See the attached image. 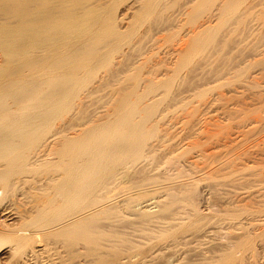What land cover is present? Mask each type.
Segmentation results:
<instances>
[{
  "label": "rangeland",
  "instance_id": "374dc122",
  "mask_svg": "<svg viewBox=\"0 0 264 264\" xmlns=\"http://www.w3.org/2000/svg\"><path fill=\"white\" fill-rule=\"evenodd\" d=\"M88 1L83 0L87 4L82 6L94 4V8L98 2L99 8L102 5L100 13L118 19L115 31L120 40L104 42L92 52L107 53L108 63L97 66L92 77L75 86L76 92L85 85L96 86L97 90L87 96L85 92L77 93V107H71L67 100L49 116L52 121L38 134L47 138L61 127L67 132L69 129L63 128L67 122L73 129L66 135L76 136L83 129L113 120L116 108L123 113L138 103L136 121L147 120L146 124L142 121L145 144L155 146L156 151L151 148V160L137 163L138 171L126 181L120 177V183L118 180L114 184H118L117 189L113 185L115 192L110 187L109 193L117 198L108 196L113 206V202L119 206L120 201L119 207L124 205L122 220L118 221L125 217L146 231L147 236L134 237L139 252L142 249L147 260L155 257L156 262L166 264H220L224 256L229 257L228 264H264V0H229L224 12L221 7L226 0H155L157 4L151 11L146 7L149 0ZM35 20L36 13L29 17L30 22ZM18 21V17L7 18L0 13V41L4 33L5 38L13 40V46L25 43L28 34ZM204 23L208 25L206 32L198 33ZM7 28L16 31L5 32ZM5 48L0 46V74L23 64L19 57L23 48L16 56ZM25 48L36 51L35 44ZM122 97L130 104L120 108ZM119 160L123 161L115 163L116 169L132 162L131 158ZM50 170L41 168L39 173ZM17 179L24 182L17 190V195L26 194L21 202L33 201L40 177L32 172L20 174ZM131 196L134 199L128 201V207L126 200ZM164 205L169 210L161 208ZM125 206L132 208L130 212ZM159 206L168 212L159 215L163 224L153 221L148 225L146 221L150 220L145 221L147 225L143 220L139 224L142 211L155 212L153 218L157 221ZM148 247L152 248L150 254ZM65 249L62 251L68 250L69 258L76 248ZM139 259L132 261L136 264Z\"/></svg>",
  "mask_w": 264,
  "mask_h": 264
},
{
  "label": "bare ground",
  "instance_id": "6f19581e",
  "mask_svg": "<svg viewBox=\"0 0 264 264\" xmlns=\"http://www.w3.org/2000/svg\"><path fill=\"white\" fill-rule=\"evenodd\" d=\"M154 1H147V11L155 8L157 3L155 4ZM228 1L222 3L221 11L224 12L229 8L228 5L231 2L228 3ZM84 2L83 0H0V13L7 18L18 17V26L28 34V37L24 38L25 43L20 46H13V40L5 38L4 33L1 36L3 41H6H0V46L7 47L5 49L10 48L8 51L13 56L19 55V50L23 48L19 55L23 58V64L19 68L11 69L9 73L0 74V264H135L132 260L138 259V256L140 259L136 264H166L165 262H156L155 257L154 259L150 257L147 260V256L142 254L143 252L141 253L142 249L139 252L134 237H145V235L147 236L146 231L143 226H134L131 221L129 222V219L127 222L125 217H122L124 221H118L121 219L120 212L124 205L122 203V206L119 207L120 201L119 206L114 202L113 206V199L108 196L117 198L115 193H109L110 187L113 188L120 177L123 176L126 181V177L129 178L132 172L138 171L139 164L137 163L145 161L146 164V161L151 160V155L154 156V152H150L151 148L156 151L155 146L145 144L143 123L146 124L147 120L136 121L139 111L136 107L139 104L132 105L134 107L127 108L123 113H119L120 110L116 108L113 113L114 118L111 116L113 120L90 127V129H83L76 136L66 135L73 129L70 124L67 125V122L63 126V128L69 129L67 132L61 127L47 138H42V135L38 134L47 122L52 121L49 116L55 114L59 107H63L67 100L71 103V107L73 105L77 107L75 103L79 98L77 93L85 92V96H87L97 90L95 85V87L85 85V89L81 88L76 92L75 86L79 81L86 82L84 79L90 78L97 66L108 63L107 59L110 56L107 58V53L104 56L100 50L92 52L97 50L102 43L119 38L115 31L118 19L116 21L106 11L104 14L100 13L99 9L102 5L99 8L98 2L95 3L96 7L94 8L92 3V6L89 4L91 7L82 6L87 4ZM108 8L106 7V9ZM35 13L36 20L30 22L29 17ZM199 28L202 30L198 33H202L203 30L206 32L208 25L204 23ZM4 30L10 33L16 31L15 28ZM200 38L202 37L200 36ZM34 44L36 51L28 52V48L25 47H32ZM128 103L129 101L122 97L119 106L120 108L126 107ZM120 158H131L132 162L123 164L116 169L115 163L123 161L119 160ZM34 168L36 171L32 170ZM41 168H50L51 170L39 173ZM251 170L253 169L251 168ZM32 172H36V176L40 177L38 180L41 185H36L33 201L23 203L21 199L26 194L24 192L17 195V190L24 182L17 178L20 174ZM263 173L262 175H264ZM256 174L258 177L257 172ZM259 176L261 177L260 172ZM252 180H254V176ZM245 181L247 182L246 179ZM121 184L123 185V183ZM117 185H114L116 189ZM114 190L115 188H113V192H115ZM127 198L126 205L129 207V203L134 197ZM114 201L116 202V200ZM166 205L161 208H165ZM168 205L170 207V204ZM169 207L166 206L168 210ZM130 208H127L128 212H130ZM161 208L158 209L159 213L156 211L157 221L154 219L156 218L155 212L142 211L139 213L141 219L136 217L140 220L139 224H141V220L144 221L143 225H149L153 221L155 224L156 222L163 224L159 215L165 209L161 210ZM125 213L127 212L125 211ZM130 215L132 214L130 213ZM162 224L160 225L163 227ZM181 225L179 224V226ZM149 234L148 236H150ZM66 246L69 248L75 246V252L73 255L71 254L73 259L70 258L71 255L67 258L68 250L66 253L62 251ZM150 250L148 247L147 254H150ZM69 254L67 253V255ZM74 255H76L75 258ZM228 258L224 256L220 264H228ZM3 259L6 262H2ZM212 260L214 261V259ZM218 261V259L215 260L216 263ZM210 262L212 261L210 260Z\"/></svg>",
  "mask_w": 264,
  "mask_h": 264
}]
</instances>
